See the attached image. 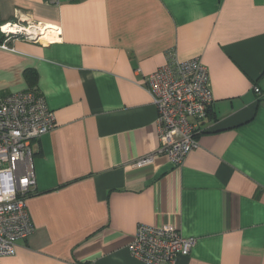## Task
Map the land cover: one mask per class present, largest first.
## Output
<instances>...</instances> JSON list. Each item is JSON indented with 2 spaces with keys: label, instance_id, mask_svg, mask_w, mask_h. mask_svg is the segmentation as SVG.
<instances>
[{
  "label": "crops",
  "instance_id": "obj_1",
  "mask_svg": "<svg viewBox=\"0 0 264 264\" xmlns=\"http://www.w3.org/2000/svg\"><path fill=\"white\" fill-rule=\"evenodd\" d=\"M28 21L47 29L0 48V97L36 89L56 127L30 146L34 231L0 264H144L141 223L195 239L174 264H264V0L0 1V25ZM168 52L212 94L180 165L143 85Z\"/></svg>",
  "mask_w": 264,
  "mask_h": 264
},
{
  "label": "built area",
  "instance_id": "obj_2",
  "mask_svg": "<svg viewBox=\"0 0 264 264\" xmlns=\"http://www.w3.org/2000/svg\"><path fill=\"white\" fill-rule=\"evenodd\" d=\"M46 29L35 21L2 24L0 48L12 49L9 43L16 38L37 42ZM143 85L158 111V152L180 165L197 147L195 137L212 103L208 71L198 57L180 61L168 52L166 63L144 77ZM55 127L54 113L36 89L0 97V257L13 256L17 243L34 231L26 205L36 186L30 146ZM194 244L193 237H184L171 224L141 223L127 246L130 255L144 264H174L178 256L188 255Z\"/></svg>",
  "mask_w": 264,
  "mask_h": 264
},
{
  "label": "trees",
  "instance_id": "obj_3",
  "mask_svg": "<svg viewBox=\"0 0 264 264\" xmlns=\"http://www.w3.org/2000/svg\"><path fill=\"white\" fill-rule=\"evenodd\" d=\"M28 80H31L30 78H28Z\"/></svg>",
  "mask_w": 264,
  "mask_h": 264
}]
</instances>
